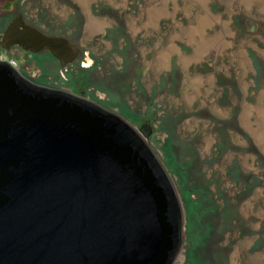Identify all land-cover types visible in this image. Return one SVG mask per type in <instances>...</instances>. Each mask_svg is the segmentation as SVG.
I'll return each mask as SVG.
<instances>
[{"label": "rangeland", "instance_id": "rangeland-1", "mask_svg": "<svg viewBox=\"0 0 264 264\" xmlns=\"http://www.w3.org/2000/svg\"><path fill=\"white\" fill-rule=\"evenodd\" d=\"M162 1L0 0V59L34 83L114 109L138 130L153 127L146 140L183 210V243L171 264H264V238L252 246L264 235V141L255 136L264 83L256 90L248 80V52L259 69L248 25L264 20V0H205L206 8L196 0ZM154 5L168 12L150 23ZM207 9L213 20L202 39L217 41L197 51L201 37L192 40L188 27ZM17 14L47 35L66 37L77 50L73 60L63 65L49 48L4 46ZM89 17L98 28L87 25ZM253 174L260 183L248 182Z\"/></svg>", "mask_w": 264, "mask_h": 264}, {"label": "water", "instance_id": "water-1", "mask_svg": "<svg viewBox=\"0 0 264 264\" xmlns=\"http://www.w3.org/2000/svg\"><path fill=\"white\" fill-rule=\"evenodd\" d=\"M2 43L77 54L20 14ZM152 128L0 59V264H171L183 210Z\"/></svg>", "mask_w": 264, "mask_h": 264}, {"label": "bare ground", "instance_id": "bare-ground-1", "mask_svg": "<svg viewBox=\"0 0 264 264\" xmlns=\"http://www.w3.org/2000/svg\"><path fill=\"white\" fill-rule=\"evenodd\" d=\"M164 1V0H163ZM162 1V2H163ZM197 2H199L204 8H206V3H205V0H196ZM84 2V1H83ZM160 3V2H159ZM164 3V2H163ZM168 5V4H167ZM169 8V7H168ZM209 9V8H208ZM207 9V14L206 15H203V14H200L196 17L197 19V22L195 24H192L188 27V33L189 35L192 37L191 39L194 40V35H199L201 37L200 41L197 43L196 40V49L197 51L199 50H202L204 49V45L205 44H211V45H214V43H216L217 41V38H215L214 36L213 37H208L207 40L205 39H202L203 38V33L204 32H201L202 30L204 31L205 30V26L211 22L213 20V16L211 15V13L208 11ZM165 11H167V8L165 7L164 8V5H154V6H150L148 7V21L150 23H152L153 20H155L160 13H164ZM168 12V11H167ZM218 18V17H217ZM216 19V18H215ZM25 22V21H24ZM26 23V22H25ZM100 22L99 20H97L96 18H93V17H89L88 19V26L89 27H94V28H98ZM95 30V29H94ZM201 30V31H200ZM219 43V42H218ZM13 44V43H12ZM10 44V45H12ZM15 44V43H14ZM41 49H46L45 47L41 48ZM40 50H37V51H34V52H39L41 51ZM173 49V48H171ZM161 58H164V53L160 54L158 57H157V61L155 64H159L160 63V59ZM159 59V60H158ZM66 64V63H65ZM63 64V65H65ZM262 111V110H261ZM259 111V112H261ZM258 126L256 127V130H255V136L257 137V139L260 141V142H263L264 141V111L261 112L260 116H259V122H258ZM264 146V145H263Z\"/></svg>", "mask_w": 264, "mask_h": 264}, {"label": "flooded vegetation", "instance_id": "flooded-vegetation-1", "mask_svg": "<svg viewBox=\"0 0 264 264\" xmlns=\"http://www.w3.org/2000/svg\"><path fill=\"white\" fill-rule=\"evenodd\" d=\"M248 21V20H247ZM28 24V23H27ZM250 24H252V26H250ZM248 30H251L252 31V36H254L253 38H252V41L255 43V45L257 46V48L256 47H252L253 48V50L251 51L254 55H255V57H256V59H257V61H258V67H259V69H257L255 66H254V64H253V61H252V59L250 58V56H249V53L250 52H248V57H249V59H250V61H251V66H252V68H253V71H251L250 70V72L252 73V76H250V77H248V80H250L249 82H250V84L249 85H251L249 88H251V87H253V88H256V90H258L259 89V87H261V86H259V84H260V82H261V85L264 83V78H263V76H264V70H262V68H264V66H262L261 65V61L259 60V58L260 59H262L263 60V62H264V37H263V35H264V20H262L261 21V23L258 21V23L256 22V21H254V20H250L249 21V25H248ZM15 47H18V46H16V45H14ZM246 49H248V47H245ZM43 50H46V49H43ZM39 52H41V51H39ZM34 53H36V52H34ZM2 60V59H1ZM4 60H7V59H4ZM8 61V60H7ZM14 66V65H13ZM15 67V66H14ZM16 68V67H15ZM228 76V75H227ZM225 79H228L227 77H224ZM248 83V82H247ZM247 89V92L246 93H243V94H247L248 92H251L252 91V89H251V91H250V89ZM260 94H261V92H260ZM261 107V106H260ZM263 177H264V175H263ZM251 179V178H250ZM250 179H248V182L250 183V184H252L251 182H250ZM260 180V179H259ZM261 181H259V183H260ZM255 185V184H254ZM262 223H264V222H262ZM260 226H262L261 224H260ZM242 229V228H241ZM240 229V230H241ZM262 230V229H261ZM261 236V237H260ZM262 238H264V235L262 236L261 234L260 235H258L257 237H256V239L254 240V242L252 243V246H254L255 244H258L259 243V241L260 240H262ZM259 246H264V243H262V244H259ZM259 246H254V247H259Z\"/></svg>", "mask_w": 264, "mask_h": 264}, {"label": "trees", "instance_id": "trees-1", "mask_svg": "<svg viewBox=\"0 0 264 264\" xmlns=\"http://www.w3.org/2000/svg\"><path fill=\"white\" fill-rule=\"evenodd\" d=\"M211 225H212V226H211ZM206 231H207L208 233L205 232L204 235H205V237L208 238V237L211 235L212 231H213V224H212V222L209 221L208 229H207Z\"/></svg>", "mask_w": 264, "mask_h": 264}]
</instances>
